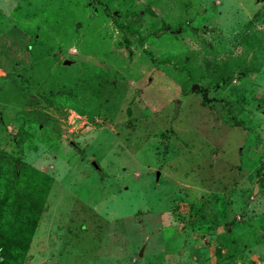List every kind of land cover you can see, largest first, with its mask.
I'll return each instance as SVG.
<instances>
[{"label":"rangeland","instance_id":"obj_1","mask_svg":"<svg viewBox=\"0 0 264 264\" xmlns=\"http://www.w3.org/2000/svg\"><path fill=\"white\" fill-rule=\"evenodd\" d=\"M0 151L21 264H264V0H0Z\"/></svg>","mask_w":264,"mask_h":264},{"label":"trees","instance_id":"obj_2","mask_svg":"<svg viewBox=\"0 0 264 264\" xmlns=\"http://www.w3.org/2000/svg\"><path fill=\"white\" fill-rule=\"evenodd\" d=\"M6 159L8 168L3 171L1 163ZM51 181L44 171L0 151V264H21L27 259ZM259 184L264 187L263 178Z\"/></svg>","mask_w":264,"mask_h":264},{"label":"water","instance_id":"obj_3","mask_svg":"<svg viewBox=\"0 0 264 264\" xmlns=\"http://www.w3.org/2000/svg\"><path fill=\"white\" fill-rule=\"evenodd\" d=\"M71 62H72V61H71V60H68V59L64 61V63H65V64H68V65L71 64ZM159 175H160V172L157 171V172H156V178H158ZM141 254H142V250L140 251V255H141Z\"/></svg>","mask_w":264,"mask_h":264}]
</instances>
